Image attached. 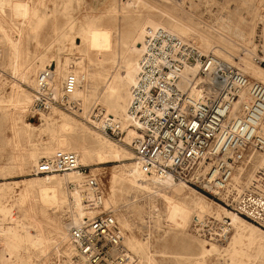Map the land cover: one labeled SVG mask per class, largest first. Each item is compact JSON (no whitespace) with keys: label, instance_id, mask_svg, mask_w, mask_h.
Listing matches in <instances>:
<instances>
[{"label":"built area","instance_id":"built-area-1","mask_svg":"<svg viewBox=\"0 0 264 264\" xmlns=\"http://www.w3.org/2000/svg\"><path fill=\"white\" fill-rule=\"evenodd\" d=\"M260 63L264 66V60ZM192 68L196 72L188 73L189 83L183 88L184 75ZM50 76L51 67L38 75L33 90L35 111L75 105L70 97L77 77L69 73L61 94L56 95L48 84ZM243 93L250 99L241 102ZM97 110L93 117L102 124V131L121 139L120 124L105 120L103 109ZM128 116L139 132L131 147L143 173L195 184L264 229V165L257 166L256 161L264 155V84L167 29L157 28L144 38ZM250 170L254 171L249 178ZM67 171L84 175L83 190L92 193L85 206L103 207L104 188L81 165L77 153L45 157L34 169L36 174ZM75 186L68 182L70 189ZM4 217L6 227L18 228L26 236L34 232L15 204L7 207ZM208 228L197 229L214 235L212 227ZM69 232L78 264H132L123 242L125 231L110 209L71 222Z\"/></svg>","mask_w":264,"mask_h":264},{"label":"bare ground","instance_id":"bare-ground-1","mask_svg":"<svg viewBox=\"0 0 264 264\" xmlns=\"http://www.w3.org/2000/svg\"><path fill=\"white\" fill-rule=\"evenodd\" d=\"M163 1L170 2L172 4V7L161 5L158 12H153V10L157 8L155 2L153 1L125 0L124 6L131 7L132 5L137 3V5L146 10V14L143 15L141 20L136 23V26L134 25V28L132 24L135 20L131 19L132 16H129L128 23L124 28L119 27V29L116 31V36L112 27L99 26L95 22L87 24L83 28L82 32H80V37H82V42H84L85 45L83 59L80 61L74 60L72 69L70 63H66L65 65L67 66H64V69L61 68L58 64L56 70H53L51 68V76L48 79V84L50 85L51 90L56 95H58L61 94L63 90L62 87L67 75L69 73L74 74L77 77L78 83L75 92L70 97L71 100L75 102L74 98H78L87 103L91 100H95V102L101 103L103 106L102 109L104 111L105 120L110 119L112 121H115L120 124L123 131L126 130L127 133L124 141H126V143H130V146L133 139L139 134L135 124L128 116L130 93L131 89L137 81L140 58L143 52L144 38L147 34L151 33L157 28L167 29L168 31L178 35L187 43H192L205 52H212V54L216 55L226 62H229L242 73L250 77L252 80L264 84V68L260 67V65H258L257 62L254 61V58L250 53H246L244 56L238 55L239 61H236L235 55H237V53L235 49V43L221 39V36L219 37V35L216 33L217 31H197L194 22H192L191 19L187 17V12L182 7L183 0ZM118 11L120 12L119 9H116V12ZM45 19L46 16L45 14L41 13L38 5L31 4L27 0H0V62L1 60H3L2 58L6 59V63L9 66L8 70L10 69L11 78L13 79L11 81L13 84V92L12 94L10 93V98L8 100L0 99V102L4 104L7 103V117L9 116L8 118L11 120V125L13 126H15L16 121L20 117L19 113L26 112L31 108L33 109V103L35 102V97L33 98L34 93L31 94L30 92L24 90L23 84H32L34 85L35 89L39 74L36 75L37 77L34 78V80H31L32 72L37 73L39 70L41 72L45 68H47L42 62L43 60L39 62L40 64H38V62L35 60L36 57H34L33 59L28 57L29 52L27 47V36L30 32L36 31L44 23ZM120 43H122L123 47L121 51H118V44ZM85 60L87 61V64H85ZM107 62L111 64L116 62L122 65V69L120 71L117 70L115 72H112L107 76V74L104 73V70H106L105 68L107 66ZM195 72L196 68L187 70V73L184 75L186 79L182 83L183 88H186L189 83V74H194ZM102 77H104V81L101 88H99V83ZM84 82L86 83V85ZM249 99L250 96L247 93H243L240 96L241 102L247 101ZM51 111H48L46 113H49ZM41 113H43V117H45L47 121L51 119L49 116H46L44 114L45 112ZM41 113L40 115H42ZM94 123L95 128L102 131V124L100 126V124H98L97 122ZM96 125H98L99 127ZM74 126L75 123L72 119L68 118L67 116H63L57 127L61 132L68 131L69 133L70 130L75 129L73 128ZM32 127L33 126H31V128ZM104 135L106 134L104 133ZM72 140L79 139L62 133L57 134L55 132V135L53 136V142L46 146L44 152H40L38 150L30 148L29 150L25 149L27 150L25 151L22 147L24 143L21 145L19 133L16 131L14 133V137L11 139V142H9L11 143L13 159L15 160L13 166H16L18 170H24L28 166H36V164H38L40 161L39 159L42 158L43 155L55 157L66 151L77 153L79 156V161L83 166H88L90 164L107 163L109 161H114L117 159L129 160L133 155L132 152L128 150L127 144H125V147L113 143L111 146H99L96 149L90 150L86 147V145L83 144H81L80 146L78 145V147L72 146ZM131 149L134 153L132 147ZM256 161L257 166L264 165V155L257 156ZM10 165H12V163ZM125 168L127 169L126 174L124 173L126 175L125 178L128 182L131 183L132 187H135L137 190H142L144 192L146 191L157 194L164 198V201H166L167 204V212L166 214H164V217L166 215V219L170 223V225L180 228H186L188 226V223H190L189 219L191 218L192 212H199L201 214V212L209 210L208 205H206L203 200L201 202L200 198L199 200L195 199L194 197L189 198L188 195L191 194L193 190L188 186V184H186V182L179 181L178 183H176L175 181L177 180H174L173 178L160 179L158 177L148 176L147 174L143 173L136 159ZM3 169L5 170V167ZM253 171L254 170L249 171V178L253 175ZM8 174L9 173H4L2 177ZM64 174H70V176H67L65 178L63 176ZM63 179L65 188L68 193V203H71L69 199H72V204H74L76 211V215L72 217V221H67V219H64L63 221L60 216H58L57 214V216H55L54 213V216L47 214L48 208H61L65 204V198L67 195L65 196V193L63 192ZM83 180L84 175L78 173V171L60 172L23 180V188L21 190L20 201L18 204L20 208L19 212L21 213L23 220H25V224L31 225L34 228V232L29 236H26L18 228L6 227L0 219V234L5 241V246L3 247L2 251H0V264H11L12 262V264H27L29 258V250L39 249L42 251H46L51 245L52 241H56L59 245L62 246L63 252L68 258L65 264H76L74 261H72V257L77 254V252L73 244L70 242V224L71 222L81 221L86 216H91L95 210L88 209L84 205V200L91 199L92 193L83 190ZM68 182H74L76 186L70 190V188L68 187ZM3 185L0 186V196L4 193V188L10 186ZM180 192H182L183 194H180ZM180 195H182V198H179ZM1 199L2 198H0V201ZM3 199H5V197ZM110 202L115 205L117 204V202H115L113 198H104V206L105 203L107 205V203ZM2 205L0 203L1 214L4 212V208ZM225 211H227V215L232 220L231 223L234 226H238L239 224L247 222H244L241 215H239L235 211L226 209ZM113 214H115V212H113ZM129 217L130 216L124 214H120V216L118 217L116 216L118 222H121V224L123 223L126 227L130 226L131 220H129ZM200 217L201 215L198 218ZM248 226L251 229L250 231H252V237H250L249 242L245 244L247 249L245 253L247 254L249 259L247 264H251L250 259L252 258V253H255V257L261 259L264 263V243H258L255 246V250H250L252 248L251 244L254 243L253 239L255 236H259L264 240V231L261 230V228H259L258 226L252 224H248ZM239 240L240 239H235L234 244H237ZM123 242L125 246L128 245L127 247L130 250H137V252L141 251L143 247L139 241H137L133 237H130L126 233L124 234ZM203 252H207V250L204 248ZM130 258V260H132V264H153V257L150 255H147L146 262L142 260V257H137L136 260V257L131 253ZM76 261H79L77 257Z\"/></svg>","mask_w":264,"mask_h":264},{"label":"rangeland","instance_id":"rangeland-1","mask_svg":"<svg viewBox=\"0 0 264 264\" xmlns=\"http://www.w3.org/2000/svg\"><path fill=\"white\" fill-rule=\"evenodd\" d=\"M27 1L31 4L38 5L41 13L46 16L44 23L39 27L40 29L38 28L36 31L30 32L27 36V47L29 52L28 57L31 59L36 57L35 60L38 64H40L39 62L43 60L42 62L45 67H51L53 70H56L58 64L64 69V66H67L65 65L66 63H70L72 69L74 60L80 61L83 59L85 45L84 42H82V37H80V32H82L83 28L87 24L95 22L99 26L112 27L116 36V31L119 27L124 28L128 23L129 16H132L131 19L135 20L132 24L134 28V25L136 26V23L141 20L143 15L146 14V10L137 5V3L131 7L124 6L125 0ZM150 1L155 2L157 6L153 12H158L161 5L172 7L170 2L163 0ZM182 7L186 10L187 17L194 22L197 31H217L216 33L219 37L221 36V39L235 43L237 53V55H235L236 61H239L238 55L244 56L246 53H250L254 58V61L257 62L260 67L264 68V66L260 63L261 60H264V0H183ZM116 9H119L120 12H116ZM122 47V43L118 44V51H121ZM199 49L204 53H212L205 52L201 48ZM2 59L3 60L0 62V99L8 100L13 92V84L11 82L13 79L11 78L10 69L8 70L9 66L6 63V59ZM84 62L87 64L86 60ZM105 69L104 73L108 76L112 72L117 70L120 71L122 69V65L116 62L112 64L107 62ZM39 73L40 70L37 73L32 72L31 80H34V78L37 77L36 75ZM103 81L104 77L100 80L99 88H101ZM23 88L31 94L34 93V85L32 84H23ZM74 100L75 105L71 104L60 109H53L51 111L52 113L45 112L44 114L51 118L48 121L45 117H43V113H41V111H35L33 103V109L31 108L26 112L19 113L20 117L16 121L15 126L11 125L12 122L8 118L9 116L7 117V103L4 104L0 102V181L2 182H0V186L3 184V186L10 185L4 188V193H6H3L1 195L2 197L0 196V198H2L0 203L1 205L3 204L2 206L4 208V214L2 213V215L0 213L2 223L4 222L6 209L9 205L15 204L19 208L18 204L20 201L21 190L23 188V180L48 175L36 174L34 172L35 166H28V169L25 168L24 170H18L16 166H13L15 160L13 159L12 147L9 142H11V139L14 137V133L16 131L19 133L21 145L24 143L22 145L23 150H29L30 148L40 152H44L46 146L53 142L55 132L57 134L62 133L79 139L72 140V146L78 147V145L80 146L83 144L90 150H93L99 146H111L113 143L125 147V144H127L128 150L132 152V158L129 160L117 159L107 163L90 164L85 166L86 170L96 175L98 181L102 184L105 192V198H113L117 204L115 205L110 202L106 205L105 203L106 207L103 205V207L95 209L91 216H86L84 219L91 218L94 214L104 211L106 208L115 212L117 217L120 216V214L130 216V228L126 227L123 223L121 224V222L119 223L121 226H125H122V228L127 235L135 238L143 246L141 251H139L140 253L137 252V250H130L127 247L128 245L126 246L130 253L136 257V260L137 257H142V260L146 262L147 255H150L153 257V264L155 262H157L155 264H247L249 259L245 253V251H247L245 244L248 243L250 237H252V231H250L251 229L248 224L258 226L264 231L262 227L242 216L241 217L244 222H247L234 226L231 223L232 220L227 215V211H225V209H231L222 204L215 196L205 192L200 187L192 183H186L193 190V192L188 195L189 198L194 197L197 200L200 198L201 202L203 200V202L208 205L209 210L201 212V214L199 212H192L191 218L189 219L190 223H188L186 228L170 225L166 219V215L164 217V214L167 212V204L166 201H164V198L154 193L137 190L135 187H132L131 183L125 178V174L127 172L125 167L135 161L130 143H126V141H124L127 133L126 130H124V133L119 140L111 138L108 135H104L100 129L95 128L94 122L98 123V121H96L93 117V114L98 111L97 108L103 107L102 104L95 102V100H91L88 103L78 98H74ZM40 113L42 115H40ZM63 116H67L75 123V126L73 127L75 129L70 130L69 133L68 131L61 132L58 130L57 126ZM30 125L33 127L31 128ZM96 137L99 138L97 139ZM45 157L50 156L43 155V157L39 160H42ZM11 163L12 165H10ZM3 166L5 167V170L3 169ZM4 173L9 174L2 177ZM63 176L66 178L67 176H70V174H64ZM64 179L63 192L65 193V196L67 195L65 198V204L61 208L47 209V214L51 216L58 215L63 219V221L64 219L68 220L70 216L74 217V215H76L72 199H69L71 203H68V193L65 188ZM175 182L178 183L179 181ZM181 193L182 192H180V194ZM4 197L5 199H3ZM179 198H182V195H180ZM85 204L86 200H84V205ZM108 204L111 205L109 206ZM200 215L201 222L196 223V217L198 218ZM208 227H212L214 235H210L203 230L197 231L196 229L203 228L205 230L209 229ZM260 238L261 237L259 236L254 237V243L251 244V251L255 250V246L258 243H264L262 242L264 240ZM235 239H240L237 244H234ZM4 246L5 241L1 236L0 251H2ZM204 248L207 252H203ZM28 254L29 258L27 264H65L68 259L63 252L62 246L56 241H52L46 251L31 249ZM72 261L78 264L75 255L72 257ZM250 263L264 264L261 259L255 257V253H252Z\"/></svg>","mask_w":264,"mask_h":264}]
</instances>
